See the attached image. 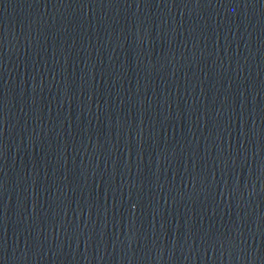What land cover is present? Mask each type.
Returning <instances> with one entry per match:
<instances>
[{"label":"water","instance_id":"95a60500","mask_svg":"<svg viewBox=\"0 0 264 264\" xmlns=\"http://www.w3.org/2000/svg\"><path fill=\"white\" fill-rule=\"evenodd\" d=\"M0 264H264V0H0Z\"/></svg>","mask_w":264,"mask_h":264}]
</instances>
